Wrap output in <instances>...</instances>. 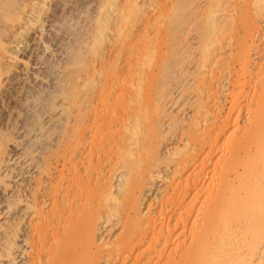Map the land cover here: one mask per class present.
Wrapping results in <instances>:
<instances>
[{"label":"bare ground","instance_id":"1","mask_svg":"<svg viewBox=\"0 0 264 264\" xmlns=\"http://www.w3.org/2000/svg\"><path fill=\"white\" fill-rule=\"evenodd\" d=\"M31 40L0 264H264V0H0V88Z\"/></svg>","mask_w":264,"mask_h":264},{"label":"rangeland","instance_id":"2","mask_svg":"<svg viewBox=\"0 0 264 264\" xmlns=\"http://www.w3.org/2000/svg\"><path fill=\"white\" fill-rule=\"evenodd\" d=\"M202 5H203V3H202ZM33 42H35V41L31 40V42H29V46L27 48H23L24 50L22 49V47L24 45L23 43H21L19 45H16V43L15 44H13V43L11 44L14 47L13 50H16V51L18 50L17 51V53H18L17 55H18V57L20 56V60L15 62L16 64L14 63V65H13V68H14L13 71L14 72L13 71L11 72V73H13L12 77H14V75H16V74L19 75V77L17 76V78H19V80L18 81L17 80L11 81V79L9 80L8 78H5L4 82H3V85L0 88V99H2V102H7L8 105H10V102L13 99H14L13 102H16L15 101L16 98H13V99L10 98L9 99L8 98V94L11 91L10 87L12 85L17 87L19 85V84L16 85L17 82L20 83L22 81V77H23L22 75H23L24 71L26 70V67H24L25 65H23L24 64L23 60H30V62H31L36 57V52L34 51L36 47H35V44ZM19 48H21V49L19 50ZM13 83H15V84H13ZM173 83H174V81H173ZM220 84H222V85H220ZM224 84H226L225 80H221L220 83H218V85H220V87H222V86L224 87L222 89L226 88V85H224ZM4 86H6V87H4ZM173 87H174V94H173V97H172V101L175 102L176 104H174L170 108L174 109L176 112L179 110V113H183V116L184 115L188 116L191 113V110H190V108H189V106L187 104L188 101L186 100V101L183 102V98L182 97L180 98L179 90H177L175 85H173ZM1 89H3V90H1ZM221 96H220V99H219L220 101L218 100V102L224 103L225 102V100H224L225 98L223 96H225V94L222 93ZM3 99H4V101H3ZM176 99H178V101ZM5 100H7V101H5ZM7 104L5 106L3 105V107H0V110L1 111L3 110L2 112H4L5 114L9 111V108H8L9 106H7ZM173 138H174L173 136L170 137L169 138L170 141L166 142L169 147L173 146L174 142L176 141L175 139H174L175 141H173ZM8 150H9L8 160L4 163L3 170H6V172L7 171H13V173L16 176L18 174V172L23 169L22 174L17 175L14 179H11L13 184L17 181V184L15 185V187H13L12 190H15L17 188V185H19L20 188H22L24 190V193H27V191L29 190V185L32 182H34L35 179H36L35 177H36V175L38 173L37 169L33 168V167H29V168L24 169L26 167V163H23L25 161V159L23 157H21V150L15 144H10L9 147H8ZM165 150H166V148H163V151H165ZM162 170H163L164 174H167V173H169L171 171V169H165V168H163ZM163 187H164L163 182L158 179L153 184L152 189L150 191L146 192L145 196H146L147 199L151 200V204L155 201V198L160 197V195H161L160 192L162 191ZM10 194H12V192H10ZM0 199H1V202H0V224H2V223L5 222V217H8L9 213H6L7 212V208H6V206H7V201H6L7 196H4V194H3L2 196H0ZM23 204H24V202L21 203V206H23ZM146 206H147V203L143 205L144 208H146ZM155 206L156 205H154V207ZM22 208H24V207H22ZM102 227L103 228H102L101 232H102V236L103 237L106 236L108 238L115 231L114 228L109 230V228H110L109 223H104L102 225ZM20 259L21 258H18V260H20Z\"/></svg>","mask_w":264,"mask_h":264}]
</instances>
